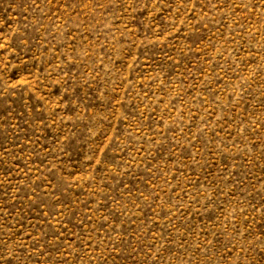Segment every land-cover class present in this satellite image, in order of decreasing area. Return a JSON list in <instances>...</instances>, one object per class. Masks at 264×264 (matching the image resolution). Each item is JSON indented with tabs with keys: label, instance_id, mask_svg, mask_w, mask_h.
<instances>
[{
	"label": "rangeland",
	"instance_id": "1",
	"mask_svg": "<svg viewBox=\"0 0 264 264\" xmlns=\"http://www.w3.org/2000/svg\"><path fill=\"white\" fill-rule=\"evenodd\" d=\"M0 264H264V0H0Z\"/></svg>",
	"mask_w": 264,
	"mask_h": 264
}]
</instances>
